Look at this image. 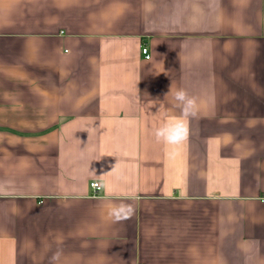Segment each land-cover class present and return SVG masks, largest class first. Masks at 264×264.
Masks as SVG:
<instances>
[{"label": "crops", "instance_id": "1", "mask_svg": "<svg viewBox=\"0 0 264 264\" xmlns=\"http://www.w3.org/2000/svg\"><path fill=\"white\" fill-rule=\"evenodd\" d=\"M177 88L198 110L169 146ZM58 249L264 264V0H0V264Z\"/></svg>", "mask_w": 264, "mask_h": 264}, {"label": "clouds", "instance_id": "2", "mask_svg": "<svg viewBox=\"0 0 264 264\" xmlns=\"http://www.w3.org/2000/svg\"><path fill=\"white\" fill-rule=\"evenodd\" d=\"M173 96L176 107L180 109V114L154 129L153 136L158 143L178 146L185 143L189 138V120L197 115L198 105L197 99L190 96L184 88H177ZM156 105L157 103L153 102L149 105V108ZM160 107L161 105H159L157 112ZM134 211L130 204L120 203L112 206L108 211V215L113 222H122L130 219L134 215ZM61 256L62 250L58 249L49 258V264H58Z\"/></svg>", "mask_w": 264, "mask_h": 264}, {"label": "built area", "instance_id": "3", "mask_svg": "<svg viewBox=\"0 0 264 264\" xmlns=\"http://www.w3.org/2000/svg\"><path fill=\"white\" fill-rule=\"evenodd\" d=\"M143 54L146 59H150L151 55L146 47L143 48ZM91 187L96 193L102 189V185L99 181L92 182Z\"/></svg>", "mask_w": 264, "mask_h": 264}]
</instances>
